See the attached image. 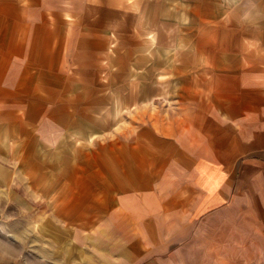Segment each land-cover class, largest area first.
Returning <instances> with one entry per match:
<instances>
[{
	"label": "crops",
	"instance_id": "obj_1",
	"mask_svg": "<svg viewBox=\"0 0 264 264\" xmlns=\"http://www.w3.org/2000/svg\"><path fill=\"white\" fill-rule=\"evenodd\" d=\"M200 1L0 0V120L25 152L80 145L87 167L64 177L91 185L58 204L13 192L0 264H247L264 239V8Z\"/></svg>",
	"mask_w": 264,
	"mask_h": 264
},
{
	"label": "rangeland",
	"instance_id": "obj_2",
	"mask_svg": "<svg viewBox=\"0 0 264 264\" xmlns=\"http://www.w3.org/2000/svg\"><path fill=\"white\" fill-rule=\"evenodd\" d=\"M247 3V7L264 8V0H215L211 3L217 8H238L239 6H243V2ZM181 2V1H180ZM179 2V3H180ZM200 3H203L201 0ZM189 8V9H188ZM191 8L190 0H184L183 9L184 13L189 15V10ZM190 20L189 17L185 14L184 21L188 22ZM183 35V34H182ZM186 41H191L190 39L182 38L180 41V46L183 48V45H186ZM184 45V46H185ZM186 48V47H185ZM176 50H173L170 54L171 56L177 55ZM151 54V51L150 53ZM143 53H137L136 58H140V62L142 64L133 65L132 64V74L133 78H136L137 70L140 73H144V69L149 70V65L144 68L143 64ZM170 67V66H168ZM153 72H156V77L160 78V71L158 69L153 68ZM139 73V74H140ZM166 73L164 85L168 88H179L182 87V82L177 78L175 73L171 71L164 72ZM139 74L137 75L139 77ZM128 80V79H127ZM129 81V80H128ZM127 86V81L121 82ZM160 83V79H159ZM121 118V116H120ZM127 118L125 114L122 121ZM120 134L123 133L122 130L119 131ZM122 135V134H121ZM19 140L16 138V130L14 127H9L8 123L5 120H0V239L7 243V245L14 250L15 253L16 245H15V227L17 224H20L22 221L21 211L19 213V209L16 208L15 199L12 198V193L19 191L23 192V190L27 189L30 191L31 188L34 189L35 196H40L39 200L47 201L51 203H56L63 201V195L65 192L62 191L63 185L66 183L68 186L75 185L76 195L72 194V199L77 200L80 197L79 189L81 185L84 190H87V186L89 183H86V178L81 180V178L76 175L75 178L71 171L69 174L72 177H64V169L72 170L74 168H86L87 163L85 160L80 158V145L71 147H67L64 145H41L38 142L35 145L27 146L28 151L25 152L26 147L24 146V150L18 142ZM64 155L67 156L65 161ZM77 184V185H76ZM91 186V185H90ZM50 190V192H49ZM31 199V192L27 193ZM85 197V193L82 194ZM36 198V197H34ZM83 210L73 209V212L80 214ZM19 227V225H18ZM260 236V235H257ZM247 264H264V239L256 241H248L247 248ZM28 252L27 256L22 257L19 256L18 260L20 263L24 262L23 258L26 260L31 259V250L25 251ZM17 254V252H16ZM15 254V255H16ZM20 254V253H19ZM11 253L9 259L11 258V264H15V256ZM242 260L241 264H245L243 261V257L238 258Z\"/></svg>",
	"mask_w": 264,
	"mask_h": 264
}]
</instances>
